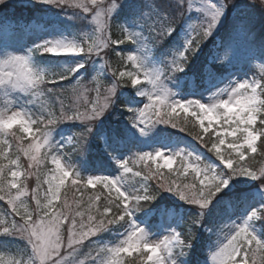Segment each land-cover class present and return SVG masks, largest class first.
Wrapping results in <instances>:
<instances>
[{
	"label": "snow or ice",
	"instance_id": "snow-or-ice-1",
	"mask_svg": "<svg viewBox=\"0 0 264 264\" xmlns=\"http://www.w3.org/2000/svg\"><path fill=\"white\" fill-rule=\"evenodd\" d=\"M10 3L0 0L4 8ZM31 4L59 12L29 41L0 43V201L11 209L10 219L0 218V248L19 242L9 249L14 254L0 252V264H264V163L249 162L264 158V36L257 43L249 28V10L264 13V0ZM72 22H79V35L68 34ZM113 23L121 38L113 39ZM166 41L169 47L154 55L152 45ZM206 42L211 54L197 63ZM126 43L133 47L111 48ZM110 48L123 67L112 68ZM241 54L245 65L260 63L259 78H239ZM90 72L93 89L82 82ZM129 82L134 92L124 90ZM69 89L73 102L65 104ZM195 95L201 98H188ZM118 104L123 110L116 112ZM189 124L200 131L189 132ZM169 129L187 133L215 160L180 147L183 137ZM19 133L30 136L27 143ZM67 147L83 157L78 165ZM103 158L116 175L94 174ZM141 163L144 170L134 171ZM72 189L79 198L69 199ZM173 197L192 206L186 238L177 230L184 213L172 210L179 207ZM205 248L200 260L196 253Z\"/></svg>",
	"mask_w": 264,
	"mask_h": 264
},
{
	"label": "trees",
	"instance_id": "trees-1",
	"mask_svg": "<svg viewBox=\"0 0 264 264\" xmlns=\"http://www.w3.org/2000/svg\"><path fill=\"white\" fill-rule=\"evenodd\" d=\"M155 2L156 3H160L161 0H155ZM249 11L251 13V21L249 23V28L255 34L256 39H257V43H258L259 40H260V38H261V36H264V13H261V11L259 9L249 10ZM11 15H12V18L17 19V21L18 20H23V21H26V22H28L32 18L38 17L36 14H34L32 16L15 15V14H11ZM229 27H230L229 25H226V29H228ZM79 32H80L79 23L78 22H72V26L69 28V33L68 34L69 35H79ZM111 32H112L113 39L121 38L120 37V32H119L118 28L116 27L115 23H113ZM222 34H224V33H222ZM22 38H23V36H22V34H20L19 37H17V38L13 37L12 38V41L17 42V41L21 40ZM169 43L170 42H168V41H166L164 43H154V46H155V48H154L155 55L156 56H159L161 52H164L169 47ZM211 46H212L211 43H205L204 45H202L203 50L200 53V55L196 58V62L197 63L204 61L211 54V52H210V50L212 49ZM111 48H116L117 51H121V50H126V49L131 48V45L128 44V43H126V44L120 45L118 47L117 46H111ZM111 48L106 51V53H107L106 59L111 64L112 68L119 69V68L123 67L122 62L120 61V58L116 56L115 52L111 50ZM37 55L39 56V54H37ZM253 71H255V73H259L260 74V71H258L256 69H253ZM92 75H93V73L90 72L86 77H84L82 79L83 84L85 86L90 87V89H93V86H96L95 83L92 82ZM108 76H109V79L106 80L105 84L101 87V91H103V89L106 88V87H108L109 84H110V80H111L110 73H108ZM129 88H130V86H129V83H128L126 89L128 90ZM94 94L95 93L91 91V95L90 96H93ZM62 98H63L65 104L72 103L73 96H72L71 90L69 89L68 91H65L63 93V97ZM52 99H53V101H55V98L54 97ZM57 110H58V104H57ZM122 110L123 109H122V107L119 104L116 105V112H119V111H122ZM180 119H181V122H183L184 115H180ZM188 119L193 120V122H194V119L192 117H188ZM80 130H81L80 128H74L73 129V132H79ZM188 131L189 132H199L200 129H199L198 126L194 128V127H192L191 124H189ZM17 132H18V130H17ZM180 134H183V135H185V136H187V137H189V138L192 139V137L189 136V135H187V133H180ZM8 139L10 141L12 140L11 137H9ZM57 139H58V137H57ZM195 142H196V144L201 149H203V150H205L207 152V150L203 146H201L197 141H195ZM14 143L15 142L13 141V145H14ZM25 143H27V142H25ZM12 151H15V147L14 146H13ZM136 151H137V148H132L130 152H125L124 155H128L129 156V155H131V153L136 152ZM66 152L69 153V155L71 157V161L70 162L73 163V164H77L78 165L79 162H80V160L83 158L80 155L79 152H74L71 147H67L66 148ZM21 161H22V164L26 167L28 162H27L26 159L23 158L22 155H21ZM249 162L252 163L254 167H257L258 168V167L261 166L262 163H264V158H262L260 156H256V159L254 161H249ZM4 163H7V161L5 160ZM130 164H131V162H130ZM96 167L98 169V171L96 173H100V174H112V175H114V173H115L114 165L110 161H108L106 158H103L99 162H97ZM132 167H133V170L134 171L135 170H144V165L143 164H140V165H132ZM162 172L167 173V171H162ZM41 179H43V178H41ZM173 179H175V178L173 177ZM182 180H183V182H190L191 177H189L186 180H184V178H183ZM28 183H29V186L30 187L34 186L35 185V178L34 177L33 178H30L29 181H28ZM68 186H67V188H68ZM152 187H155V184L154 183H152ZM98 189H100V187H98L95 190H98ZM95 190L94 189H90V188L88 189L89 192H92V191H95ZM68 196H69V199H72L73 196H75V198H79V193L76 192L75 189H72V190H70L68 192ZM162 203L170 204V201L165 200V201H162ZM179 205L183 206V208H184L185 218H184V220H183V222L180 225V227H179L178 230L181 231L184 234L185 238H186L188 236L189 226L192 223V217L189 214H187V209H189L192 206L184 205L183 203H181ZM31 206L34 207V204H32ZM8 210H9V207H8L6 201H0V218H3L4 213L5 212H8ZM16 219L18 220V218H16ZM153 223H155V220L153 221ZM228 223H230V222H228ZM220 227H221V229L223 231H218L217 235L222 238L224 232L227 231V227H226L225 224H222ZM103 238L109 239V238H111V236L109 234H105ZM216 239H217V236H213L212 237L213 243H215ZM15 243H19V242H15ZM15 243L10 244L9 245V249H14ZM1 249L3 251H6V252L7 251H10L9 249L0 248V250ZM88 251H89V249L87 247H85L82 250L81 258H83V254L87 253ZM196 255H197V257L200 260H203L208 255V250L205 248L203 252H197ZM134 256H135V254H134Z\"/></svg>",
	"mask_w": 264,
	"mask_h": 264
},
{
	"label": "rangeland",
	"instance_id": "rangeland-1",
	"mask_svg": "<svg viewBox=\"0 0 264 264\" xmlns=\"http://www.w3.org/2000/svg\"><path fill=\"white\" fill-rule=\"evenodd\" d=\"M46 7L49 8L50 11H46L45 10ZM71 11H72L71 9L68 10L69 14H71ZM58 12H59L58 9L52 8L51 6H43V5L32 6L31 0H11V3L9 4V6L7 8H4V7L0 6V43L12 44L13 42H11V40L9 38H10V36H12L14 34V31L16 29H19V30H22L23 32H25V37L23 38V40L19 44H23L26 41H29L32 38L33 33L35 31L48 30L52 26L51 24H48V23L51 22V20L53 19L54 14H57ZM5 14L27 15V16H32V15L36 14L39 17V19L36 22H34L32 20V21H30L28 23H26V22L24 23V22H21V21L15 22V21H11L9 19L8 23H5V20H3L4 19L3 16ZM230 20H231V17H230ZM29 29H31V31ZM146 35H147V33H146ZM206 43H208V42H206ZM113 46H115V45H113ZM132 47L133 46L131 45V48ZM152 47H153V51H154V48H155L154 44L152 45ZM211 48H212V46H211ZM107 50L108 49H106L105 51H107ZM202 50H203V47H202ZM154 55H155V52H154ZM243 63H244L243 55L241 54V58L238 61V68L241 69V71L239 73V78L240 79H244V78L252 79L253 77H255V78H259L260 77L259 74L254 73L249 68H244ZM250 66H252V68L255 67L258 70H260V67H261L259 62H253V64L250 65ZM94 74L95 73H93V75ZM232 79H236V77H232ZM105 82H106V80L101 79V81H100L101 87L105 84ZM129 86H130V88L128 90L127 89H124V90L126 92H128V91L134 92V89L132 88L130 82H129ZM86 87L90 89V87H88V86H86ZM95 87L96 86H93V88H95ZM174 91H179V89H174ZM90 95H91V91H89L87 93V98L89 100H91L95 96V94L93 96H90ZM206 96H207V93H205V98H206ZM188 98L196 99V98H201V97L199 95H195V96H189ZM72 102H73V100H72ZM81 103H83V101H81ZM2 104H3V97L0 96V105H2ZM140 106L142 107L143 105H140ZM180 114H184V113L181 112ZM205 123H207V122H205ZM160 127H164V126L161 125ZM169 131L172 132L175 136L183 137L184 142L179 145L180 147H184L185 144H187V145H189L191 147H195L201 153H206L207 155L211 156V158L213 160H215L214 156H212L211 154L207 153L205 150L201 149L196 144V142L194 140H192L191 138H189L187 136H184L183 134H180L179 132H177V130L175 131V129H169ZM25 135L27 136V138L30 137L28 134H25ZM58 139H60V138L58 137ZM142 150L143 151H151L152 148L149 147V146H144ZM127 156L128 155H124L125 158ZM216 162L219 163V161H216ZM148 163L150 164L151 162L149 161ZM160 163H163V161H161ZM141 164H143V163H141ZM177 166H178L177 162L174 161L172 167L176 168ZM48 167L52 168L54 166L49 165ZM114 167H115V165H114ZM161 171H169V170L166 169V168H162ZM94 174H99V173L95 172ZM70 183H71V180L68 181L67 185H70ZM152 183L155 184V181H152ZM99 186L100 185H97V187H99ZM44 187L46 188V185ZM65 190H66V188H65ZM165 195H170V194L166 193ZM172 199L176 201L177 205L183 203V202L178 201V199L175 198V197H173ZM172 210L174 212H176L177 214L183 213V207L180 206V205H179V207H177L175 205H172ZM8 213H11V209L10 208H9L8 212L4 213L3 218L10 219V216L7 215ZM184 217H185V215L183 216V219H184ZM183 219L179 221V226H180L181 222L183 221ZM156 220H157L156 225H159V223H160L159 216L156 217ZM256 227H257V230L259 232L260 231L259 223L256 224ZM110 239H108V240H110ZM104 240H106V239H104ZM0 252H3L5 255L14 254L11 251H7L6 252V251H3L2 249L0 250Z\"/></svg>",
	"mask_w": 264,
	"mask_h": 264
}]
</instances>
